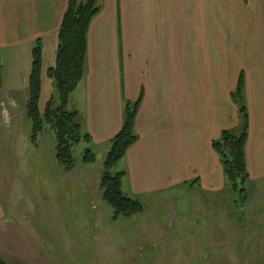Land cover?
<instances>
[{"label": "crops", "instance_id": "obj_1", "mask_svg": "<svg viewBox=\"0 0 264 264\" xmlns=\"http://www.w3.org/2000/svg\"><path fill=\"white\" fill-rule=\"evenodd\" d=\"M201 1L99 0L88 26L84 77L67 108L78 113L96 154L120 130L124 102L142 94L134 123L138 139L119 161L126 172L122 191L138 200L177 186L210 197L224 191L211 143L222 130L240 128L230 93L241 73L246 169L251 180L264 182V0H221L216 22L198 25L189 18ZM67 5L0 0V116L11 97L5 92L18 90L13 79H4V59H17L22 47L32 51L39 39L44 70L51 65ZM3 177L0 171V187ZM7 217L0 200V227ZM29 248L15 243L9 254L0 249V257L6 264H28Z\"/></svg>", "mask_w": 264, "mask_h": 264}, {"label": "rangeland", "instance_id": "obj_2", "mask_svg": "<svg viewBox=\"0 0 264 264\" xmlns=\"http://www.w3.org/2000/svg\"><path fill=\"white\" fill-rule=\"evenodd\" d=\"M220 5L221 0H211V5L202 0L189 21L215 23ZM30 51L22 47L17 59L3 61L4 79H13L18 90L5 92L11 97L0 116V200L8 216L0 227L2 252L9 254L15 243L29 244L28 264H264L262 181L249 178L243 207L227 185L211 197L177 186L139 199L140 213L112 219L98 187L110 145L98 149L96 161L87 165L81 162L86 143L74 146L75 167L68 173L55 159L52 130L46 128L36 142L30 141L25 112ZM52 95V80L44 74L41 112ZM120 168L118 162L111 172Z\"/></svg>", "mask_w": 264, "mask_h": 264}, {"label": "trees", "instance_id": "obj_3", "mask_svg": "<svg viewBox=\"0 0 264 264\" xmlns=\"http://www.w3.org/2000/svg\"><path fill=\"white\" fill-rule=\"evenodd\" d=\"M99 11V0H68L57 33L58 43L54 62L44 70L42 44L39 39L35 41L31 51V68L27 77L28 98L25 104L26 116L31 124L30 141L36 142L44 129L52 130L55 138V159L65 172L74 169L75 159L72 150L82 141L86 146L81 155V162L87 165L96 161V154L90 147V135L82 129L78 113L69 110L67 104L71 93L84 77L88 26ZM44 74L52 80L54 95L46 101L41 112L38 102ZM230 96L238 106L240 128L237 131L222 130L220 136L211 144L219 155L225 184L238 195V202L243 207L248 200L245 186L250 177L244 153L248 134V113L243 96L242 73ZM141 99L142 94L135 101L124 102L122 126L112 137L110 149L102 163L99 189L102 200L112 209L114 220L130 218L143 210L139 200L122 191V180L126 172L120 170L111 172L124 157L126 150L138 139L134 132V123ZM0 264H6L1 257Z\"/></svg>", "mask_w": 264, "mask_h": 264}]
</instances>
